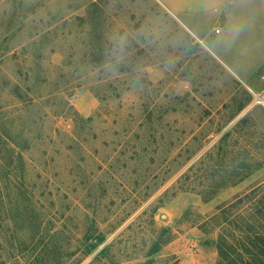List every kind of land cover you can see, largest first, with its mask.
Returning a JSON list of instances; mask_svg holds the SVG:
<instances>
[{
  "label": "rangeland",
  "instance_id": "374dc122",
  "mask_svg": "<svg viewBox=\"0 0 264 264\" xmlns=\"http://www.w3.org/2000/svg\"><path fill=\"white\" fill-rule=\"evenodd\" d=\"M253 188L264 0H0V264H264Z\"/></svg>",
  "mask_w": 264,
  "mask_h": 264
},
{
  "label": "trees",
  "instance_id": "16d2710c",
  "mask_svg": "<svg viewBox=\"0 0 264 264\" xmlns=\"http://www.w3.org/2000/svg\"><path fill=\"white\" fill-rule=\"evenodd\" d=\"M259 191L258 188H253L251 189L249 192H246L245 194L238 196L235 201L231 202L229 204L230 208H234L235 206H238L244 202H248L249 204L251 202H254V205L251 207V209H255L258 208L257 213L259 215L260 218L262 217L264 219V194L263 196L259 199L257 192ZM228 207V206H227ZM224 207L223 209V213H227L229 208ZM250 207V206H249ZM253 217V216H252ZM226 218H229L228 216H226ZM230 221V219L228 220ZM246 225L248 227L247 230H250L249 232H253L252 234V238L249 236V234H247V237H250L251 242L254 243L255 247L258 250H261L262 252H264V222L260 221L259 225L261 227L262 230L256 229L254 224L250 223V220H247ZM228 238L224 235L221 234L218 238V244H217V249H218V253H219V260L215 263V264H234L235 263V259L231 256V254H229L228 248L230 247V249H232L233 251L237 252V250L234 248L235 246L233 245H229L228 247ZM242 245L245 246V243L242 242ZM158 247L157 244L154 245L152 252H155ZM228 247V248H227ZM248 250V246H245ZM251 251V250H249ZM144 264H152L151 260H147V262H145Z\"/></svg>",
  "mask_w": 264,
  "mask_h": 264
}]
</instances>
